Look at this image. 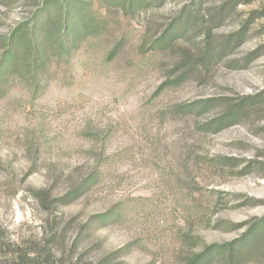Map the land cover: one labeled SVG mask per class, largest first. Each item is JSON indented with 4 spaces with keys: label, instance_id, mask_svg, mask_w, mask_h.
<instances>
[{
    "label": "rangeland",
    "instance_id": "rangeland-1",
    "mask_svg": "<svg viewBox=\"0 0 264 264\" xmlns=\"http://www.w3.org/2000/svg\"><path fill=\"white\" fill-rule=\"evenodd\" d=\"M225 1L205 0L196 18L191 0H145L138 9L90 0L99 27L70 58L50 49L37 82L23 74L0 87V226L8 239L76 244L118 264H188L207 246L245 238V250L260 235L264 0L228 9ZM46 2L0 0V51ZM177 20L184 29L157 44ZM246 97L234 122L209 127ZM96 170L87 193L60 200ZM109 211L106 224L91 223ZM261 248L234 261L264 264ZM206 264H229L228 251L215 250Z\"/></svg>",
    "mask_w": 264,
    "mask_h": 264
},
{
    "label": "trees",
    "instance_id": "trees-1",
    "mask_svg": "<svg viewBox=\"0 0 264 264\" xmlns=\"http://www.w3.org/2000/svg\"><path fill=\"white\" fill-rule=\"evenodd\" d=\"M253 0H226L224 9L235 8L240 4H248ZM133 9H138L145 0H117ZM205 0H191L190 17H198L199 8ZM99 21L91 12L90 0H47L35 10L32 17L20 22L3 40L0 51V87L4 86L11 78H17L23 74L31 82H37L50 64L52 55L50 49L55 51L61 59L70 58L77 50L80 43L96 31ZM180 20L169 26L156 41L173 42L183 30ZM210 48V46H208ZM211 49V48H210ZM212 57L211 50L204 53L201 60L208 61ZM250 98V97H249ZM246 97L240 104L230 107L223 116L211 121L209 127L218 131L237 119L245 103L250 101ZM101 171L91 172L84 177L71 190L63 195L61 201H70L87 193L97 181ZM112 212L96 214L91 218V223L100 221L104 224L112 218ZM264 222V219L263 221ZM260 235L252 239L250 244H245V250L240 244L230 242L227 245H210L203 251L194 254L188 264H206L209 256L215 250H227L229 264H238L240 259L234 261L237 256L256 257L262 254L261 245L264 244V223ZM254 228V227H253ZM249 228L243 237L249 235L254 229ZM255 230L257 228L255 227ZM248 246V247H247ZM259 250L260 254H255ZM117 257H91L88 249L80 250L76 244L61 249H56L50 241L42 243L24 244L8 239L5 231L0 226V264H118Z\"/></svg>",
    "mask_w": 264,
    "mask_h": 264
}]
</instances>
